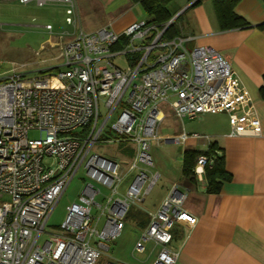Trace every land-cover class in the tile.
Wrapping results in <instances>:
<instances>
[{
    "label": "built area",
    "instance_id": "built-area-1",
    "mask_svg": "<svg viewBox=\"0 0 264 264\" xmlns=\"http://www.w3.org/2000/svg\"><path fill=\"white\" fill-rule=\"evenodd\" d=\"M20 1L65 5L72 32L66 41L59 36L54 66L29 69L11 62L0 74V264H96L120 236L129 210L159 179L151 170L150 148L163 139L161 104L179 119L226 113L230 136L261 134L248 92L230 62L209 46L189 49L192 36L166 38L169 21L159 25L143 19L120 33L108 26L87 32L77 26L76 0ZM46 28L52 33L51 25ZM119 57L125 67L115 63ZM34 130L39 137H29ZM186 136L181 132L173 139L184 142ZM97 142H131L135 154L124 168L93 152ZM211 163L205 155L196 158L198 182H204ZM81 167L91 181L67 206L60 232H46L54 206ZM130 171L134 175L122 191ZM186 198L187 191L172 184L149 213L134 252L142 253L143 242L153 240L160 250L151 264H175L179 251L171 247L172 230L177 223L196 221L183 206Z\"/></svg>",
    "mask_w": 264,
    "mask_h": 264
},
{
    "label": "crops",
    "instance_id": "crops-1",
    "mask_svg": "<svg viewBox=\"0 0 264 264\" xmlns=\"http://www.w3.org/2000/svg\"><path fill=\"white\" fill-rule=\"evenodd\" d=\"M192 1L185 0L184 7L179 11V15H182L191 9L189 32L181 33L192 36L186 45L190 49L212 47L230 62L248 92L261 123V134L230 136L228 115L223 112L212 114L224 116L225 120L223 122L221 119L223 123L220 125L213 123L209 127L205 125L187 131L183 120L188 118L179 119L169 107L164 106L160 126L164 125L168 131H159L162 142L177 143L173 138L185 132L187 136L181 142L183 153L195 151L205 154L212 144L216 152L222 155L229 178L221 181L217 192H209L205 180L198 182L184 176L182 165L178 175L160 174L156 170L159 179L162 177L163 180L161 193L153 194L155 185L140 204L130 209L138 212L141 219L143 216L146 222L133 214L129 215V212L126 216L125 224H133L140 232L131 245V252L145 255L138 263L130 264H151L156 259L160 245L153 240L143 242L145 250L142 253H136L134 249L149 222V213L157 210L174 183L187 191L183 206L196 218L194 225L177 223L172 230L171 247L179 251L175 264H264V99L259 95L264 75V26L259 27L264 24V0H240L234 11L249 25L231 29L220 28L211 0H201L198 4L188 6ZM76 4L79 16L77 26L87 32L108 26L120 33L131 24L148 19L142 4L135 0H76ZM46 7L59 10L65 17V5L50 4L41 8ZM140 7L146 18H142ZM160 143L152 142L151 147ZM132 159L124 160V168L128 167ZM133 175V171L126 175L120 190L126 188ZM116 239L112 242L116 243ZM146 244L154 246L149 253H146ZM112 260L126 262L122 259L123 262L120 259Z\"/></svg>",
    "mask_w": 264,
    "mask_h": 264
},
{
    "label": "rangeland",
    "instance_id": "rangeland-1",
    "mask_svg": "<svg viewBox=\"0 0 264 264\" xmlns=\"http://www.w3.org/2000/svg\"><path fill=\"white\" fill-rule=\"evenodd\" d=\"M184 3L185 0H169L167 2V9L173 13L172 15H175L182 10ZM140 10L142 18H146L142 8ZM190 10L184 12L176 22L182 34L187 33L186 31L189 32L191 27ZM48 25L53 27L52 33L46 28ZM71 32L72 27L65 23V17L59 10H55L52 7L41 8L33 2L23 4L19 0H0V74L10 68L11 62L17 64L25 63L29 69H43L54 66L57 64L55 57L59 52L57 44L59 43V36L62 35L63 40L66 41L70 38ZM115 63L122 67L126 65L123 57L115 59ZM164 106L166 107L165 104H161V109L165 112ZM113 119L114 116L108 121V126L113 122ZM221 119L224 122V116L205 114L203 118L184 119L183 123L187 131H192L197 128H203L205 125L209 127L213 123L220 125L223 123ZM106 130L108 131V129ZM159 131L164 133L168 129L161 124ZM28 135L29 137H39L40 132L37 130L30 131ZM114 137L115 135L112 134L109 136V139H113ZM182 144L181 142H162L159 145L152 146L150 154L154 167L151 170L154 172L158 170L160 174H180L183 155ZM135 150V145L131 142H97L92 149L93 152L120 162L123 167H125L124 160H129L133 157ZM161 178L158 180L155 189H153V194L156 192L161 193V186H163ZM90 181L85 168L81 167L54 206L46 224V232H60V226L64 221L67 206L76 200L84 182ZM96 186L100 187L102 192H107L103 186ZM97 200L99 201L100 198L98 197ZM96 212L93 209L92 215H95ZM102 223L103 220H101L99 225L100 229ZM139 234V230L133 224L126 223L121 235L116 239V243H108L109 249L102 251L96 264H101L107 259L112 260V258L115 260L120 259V261L124 260L126 262H122L125 264L138 263L140 258H143L145 255L144 253L143 256L132 253L131 245ZM46 237L47 235H43L39 241L42 243ZM146 247V253L154 249L152 244H146Z\"/></svg>",
    "mask_w": 264,
    "mask_h": 264
},
{
    "label": "trees",
    "instance_id": "trees-1",
    "mask_svg": "<svg viewBox=\"0 0 264 264\" xmlns=\"http://www.w3.org/2000/svg\"><path fill=\"white\" fill-rule=\"evenodd\" d=\"M142 4L146 15L148 16V20L163 25L167 23L172 14H170L167 9V2L169 0H135ZM201 0H197L194 4H198ZM240 0H211L214 12L218 21V24L221 29H231L237 27H247L248 22L238 15L234 11L235 5ZM193 4V5H194ZM181 15H179L171 25L167 28L164 36L167 38L173 37L175 35L181 34L179 27L176 25V22L179 20ZM264 24L259 27H263ZM259 95L262 99H264V75H263V83L259 88ZM200 155H205L212 160V163L206 166L204 180L206 182V190L209 192H217L220 188L221 181L228 179L229 174L225 170L223 165V157L221 154H218L216 150L213 148L212 144L210 145L208 151L205 154H199L195 151H185L182 156V172L186 177L195 178L193 168L195 165L196 158ZM133 214V216H137L141 221H145L140 218L138 212H132L129 210V215ZM146 222V221H145Z\"/></svg>",
    "mask_w": 264,
    "mask_h": 264
},
{
    "label": "water",
    "instance_id": "water-1",
    "mask_svg": "<svg viewBox=\"0 0 264 264\" xmlns=\"http://www.w3.org/2000/svg\"><path fill=\"white\" fill-rule=\"evenodd\" d=\"M196 1H197V0H193L192 2H190V4H189L188 6L193 5ZM188 6H187V7H188ZM178 15H179V13L176 14L175 16H173V17L169 20V24H168V25H171V23H173V21L178 17Z\"/></svg>",
    "mask_w": 264,
    "mask_h": 264
}]
</instances>
